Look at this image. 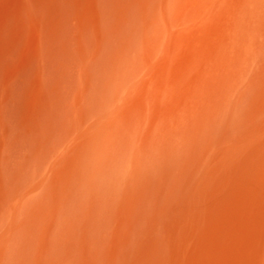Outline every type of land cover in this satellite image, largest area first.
I'll list each match as a JSON object with an SVG mask.
<instances>
[{
  "label": "bare ground",
  "instance_id": "bare-ground-1",
  "mask_svg": "<svg viewBox=\"0 0 264 264\" xmlns=\"http://www.w3.org/2000/svg\"><path fill=\"white\" fill-rule=\"evenodd\" d=\"M0 264H264V0H0Z\"/></svg>",
  "mask_w": 264,
  "mask_h": 264
}]
</instances>
